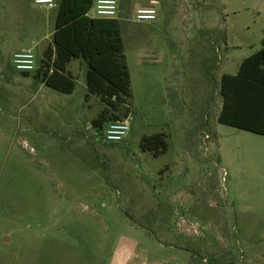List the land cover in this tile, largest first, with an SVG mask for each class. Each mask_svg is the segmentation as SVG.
<instances>
[{"label":"rangeland","instance_id":"obj_1","mask_svg":"<svg viewBox=\"0 0 264 264\" xmlns=\"http://www.w3.org/2000/svg\"><path fill=\"white\" fill-rule=\"evenodd\" d=\"M117 2L131 97L116 143L92 126L112 111L83 60L71 94L13 69L16 53L39 64L57 9L0 0V264H264V137L217 122L220 77L261 49L264 0ZM150 2L156 20L134 22ZM156 134L154 157L140 143Z\"/></svg>","mask_w":264,"mask_h":264},{"label":"trees","instance_id":"obj_2","mask_svg":"<svg viewBox=\"0 0 264 264\" xmlns=\"http://www.w3.org/2000/svg\"><path fill=\"white\" fill-rule=\"evenodd\" d=\"M93 1H58L51 43L32 74L44 87L71 94L75 82L67 66L73 60H83L87 91L99 96L112 111L105 109L92 121V126L99 132L105 123L121 120L115 112L130 99L131 82L123 54L119 18L87 17ZM261 47L242 61L236 75L221 76L219 95L222 105L217 122L264 137V39ZM20 74L28 77L31 73ZM166 147L162 134L143 137L140 143V150L150 152L154 157L164 153Z\"/></svg>","mask_w":264,"mask_h":264},{"label":"built area","instance_id":"obj_3","mask_svg":"<svg viewBox=\"0 0 264 264\" xmlns=\"http://www.w3.org/2000/svg\"><path fill=\"white\" fill-rule=\"evenodd\" d=\"M34 5L46 6L57 9L55 0H31ZM156 2H150L149 6L140 7L135 10L133 20L136 23L153 22L156 20ZM87 17L100 20H116L119 18L117 0H94L87 13ZM13 69L18 73H33L38 69L35 56L31 51L14 54L12 57ZM127 119L109 122L103 131V137L107 142H121L129 133Z\"/></svg>","mask_w":264,"mask_h":264},{"label":"crops","instance_id":"obj_4","mask_svg":"<svg viewBox=\"0 0 264 264\" xmlns=\"http://www.w3.org/2000/svg\"><path fill=\"white\" fill-rule=\"evenodd\" d=\"M55 17H56V15L54 16V22H55ZM37 23H38V24H41V23H42V20H37V21H35V22H34V25L37 24ZM53 31H54V30H53ZM53 31L50 33L49 36H52ZM261 48H262V47H261ZM258 51H259V50H258ZM258 51H256V52H258ZM254 53H255V52H254ZM16 54H17V53H16ZM252 54H253V53H252ZM252 54H250V55H252ZM250 55H248L247 57H249ZM247 57H246V58H247ZM246 58H244V59H246ZM244 59H243V60H244ZM243 60H242V61H243ZM242 61L240 62V64L242 63ZM240 64H239L238 67H237L238 69H239ZM237 68H236V69H237ZM238 69H237V71H238ZM237 71H235V74H233V75H231V76L236 75ZM222 75H229V74L224 73V74H222ZM220 78H221V77H220ZM221 105H222V101H221ZM220 110H221V106H220ZM219 113H220V112H219Z\"/></svg>","mask_w":264,"mask_h":264}]
</instances>
